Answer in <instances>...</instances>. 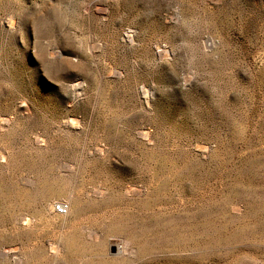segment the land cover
<instances>
[{
    "label": "rangeland",
    "instance_id": "obj_1",
    "mask_svg": "<svg viewBox=\"0 0 264 264\" xmlns=\"http://www.w3.org/2000/svg\"><path fill=\"white\" fill-rule=\"evenodd\" d=\"M94 187L164 239L139 264H264V0H0V264H51L45 201Z\"/></svg>",
    "mask_w": 264,
    "mask_h": 264
},
{
    "label": "bare ground",
    "instance_id": "obj_2",
    "mask_svg": "<svg viewBox=\"0 0 264 264\" xmlns=\"http://www.w3.org/2000/svg\"><path fill=\"white\" fill-rule=\"evenodd\" d=\"M14 25V24H13ZM13 28V27H12ZM135 34V33H134ZM168 52V51H167ZM161 57V56H160ZM122 74V73H121ZM78 84V83H77ZM153 93V92H152ZM146 94V93H145ZM151 94V93H150ZM148 94V95H150ZM148 101V100H147ZM69 105V104H68ZM4 119V118H3ZM2 121H5L3 120ZM70 119V118H69ZM68 119V120H69ZM67 120V119H66ZM70 121V120H69ZM74 125V124H73ZM2 126V125H1ZM4 128V127H3ZM74 129V128H73ZM69 132V131H68ZM67 133V132H66ZM71 133V132H70ZM147 137V136H146ZM96 146V145H95ZM87 150V149H86ZM99 150V149H98ZM41 151V150H40ZM60 151V150H59ZM68 151V150H66ZM101 151V150H100ZM99 151V152H100ZM75 152V151H74ZM80 152V151H79ZM87 152V151H86ZM146 152V151H145ZM150 152V151H148ZM153 152V151H152ZM60 153V152H59ZM63 153V152H62ZM65 153V152H64ZM67 153V152H66ZM65 153V154H66ZM70 153V152H69ZM68 153V154H69ZM147 153V152H146ZM157 153V152H156ZM57 154V153H56ZM77 154V153H76ZM100 154V153H99ZM104 154V153H103ZM74 156V155H73ZM98 156V155H97ZM143 157V156H142ZM88 158V157H87ZM108 159V158H106ZM105 159V160H106ZM92 161V160H90ZM77 162V161H76ZM86 162V161H85ZM88 162V161H87ZM78 163V162H77ZM88 164V163H87ZM86 165V164H85ZM44 166V165H43ZM54 166V165H53ZM83 166V165H82ZM183 166V165H182ZM51 167V166H50ZM181 167V166H180ZM184 167V166H183ZM72 168V167H71ZM187 168V166H186ZM46 169V168H44ZM50 169V168H49ZM63 170V169H62ZM84 170V169H83ZM174 170V169H173ZM37 171V170H36ZM40 171V170H39ZM37 171V172H39ZM44 171V170H43ZM49 171V170H47ZM64 171V170H63ZM71 171V170H69ZM159 171V170H158ZM163 171V170H162ZM185 171V170H184ZM45 172V171H44ZM51 172V170H50ZM28 173V172H27ZM49 173V172H47ZM53 173V171H52ZM51 173V174H52ZM65 173V172H64ZM163 173V172H162ZM178 173V172H177ZM180 173V172H179ZM44 174V173H42ZM50 174V173H49ZM30 175V174H29ZM37 175V174H36ZM59 175V173H58ZM57 175V176H58ZM70 175V174H69ZM82 175V174H81ZM85 175V174H84ZM163 175V174H162ZM55 176V175H54ZM73 176V175H72ZM168 176V175H167ZM35 177V176H34ZM40 177V176H39ZM43 177V176H42ZM53 177V176H52ZM66 177V176H65ZM170 177V176H168ZM167 177V178H168ZM64 178V177H62ZM61 178V179H62ZM84 178V177H83ZM165 178V177H164ZM166 178V179H167ZM35 179V178H34ZM47 179V178H45ZM60 179V180H61ZM73 179V178H72ZM99 179V178H98ZM107 179V178H106ZM109 179V178H108ZM157 179V178H156ZM28 180V179H27ZM31 180V179H30ZM68 180V178H67ZM66 180V182H67ZM93 180V179H92ZM105 180V179H104ZM115 180V179H114ZM113 180V181H114ZM57 181V180H56ZM63 181V180H61ZM153 181V180H152ZM164 181V180H163ZM15 182V181H14ZM48 182V181H47ZM69 182V180H68ZM38 183V182H37ZM94 183V182H93ZM102 183V182H101ZM105 183V181H104ZM107 183V182H106ZM121 183V182H120ZM148 183V182H147ZM165 183V182H164ZM24 184V183H23ZM58 184V183H57ZM67 184V183H66ZM81 184V183H80ZM100 184V183H99ZM141 184V183H140ZM144 184V182H143ZM151 184V183H150ZM30 185V184H28ZM49 185V184H48ZM71 185V183H70ZM82 185V184H81ZM88 185V184H87ZM90 185V184H89ZM93 185V184H91ZM96 185V183H95ZM94 185V186H95ZM98 185V184H97ZM104 185V184H101ZM128 185V184H126ZM130 185V184H129ZM132 185V184H131ZM134 185V184H133ZM161 185V184H160ZM163 185V184H162ZM165 185V184H164ZM168 185V184H167ZM33 186V185H32ZM35 186V185H34ZM39 186V185H38ZM60 186V185H59ZM69 186V185H68ZM114 186V185H113ZM123 186V185H121ZM45 187V185H44ZM51 187V186H50ZM103 187V186H102ZM108 187V186H106ZM130 187V186H129ZM156 187V186H155ZM165 187V186H164ZM168 187V186H166ZM61 188V187H60ZM66 188V186H65ZM93 188V187H92ZM86 194H75L70 192L65 198H54L45 201L43 218L52 227L60 230V234L50 244L49 258L51 264H139L148 257H158L161 247L159 244L164 239L159 238L152 242V238L144 229L131 227L124 220H113L111 216L115 215L114 210L110 213L101 211L106 204H113L114 198L109 197L105 190L97 189ZM119 188V187H118ZM133 188V187H132ZM161 188V187H160ZM15 189V188H14ZM36 189V188H35ZM57 189V188H56ZM70 190V188H68ZM111 188L109 187V190ZM113 189V188H112ZM125 189V188H123ZM144 189V188H143ZM143 189H129L126 187L123 191V203L129 205L140 204ZM167 189V188H166ZM17 190V189H16ZM22 190V189H21ZM20 190V191H21ZM46 190V189H45ZM62 190V189H61ZM76 190V189H75ZM117 190V189H116ZM15 191V190H14ZM24 191V190H23ZM42 191V190H41ZM65 191V190H64ZM84 191V190H83ZM114 191V189H113ZM156 191V190H154ZM162 190H160L161 192ZM165 190H163L164 192ZM19 192V191H18ZM25 192V191H24ZM39 192V191H38ZM67 192V190H66ZM27 193V192H26ZM29 193V192H28ZM121 193V192H120ZM119 193V194H120ZM157 193V192H156ZM11 194V193H10ZM24 197V193H22ZM21 194V195H22ZM38 194V193H37ZM41 194V193H39ZM50 194V192H49ZM160 194V193H159ZM164 194V193H163ZM27 195V194H26ZM29 195V194H28ZM32 195V193H31ZM43 196V194H41ZM56 195V194H55ZM148 195V194H147ZM162 195V194H160ZM168 195V194H167ZM12 196V194H11ZM20 196V195H19ZM36 196V195H35ZM45 196V195H44ZM159 196V195H158ZM164 196V195H163ZM15 197V196H14ZM34 197V196H33ZM39 197V196H37ZM64 197V196H63ZM146 197V196H145ZM156 197V196H155ZM12 198V197H11ZM28 198V197H27ZM31 198V197H30ZM40 198V197H39ZM43 198V197H42ZM153 198V197H152ZM166 198V197H165ZM13 199V198H12ZM20 199V198H19ZM45 199V198H44ZM121 199V198H120ZM168 199V198H167ZM43 200V199H42ZM119 200V199H118ZM121 200V201H122ZM147 200V199H145ZM153 200V199H152ZM27 201V200H26ZM29 201V200H28ZM33 201V199H32ZM37 201V198H36ZM44 202V201H43ZM117 202V201H116ZM153 202V201H152ZM14 203V202H12ZM17 203V202H16ZM24 203V202H22ZM28 203V202H27ZM35 203V202H34ZM148 203V202H147ZM147 203L145 205H147ZM157 203V202H154ZM160 203V202H159ZM19 204V203H18ZM32 204V203H31ZM30 204V205H31ZM122 204V203H121ZM161 204V203H160ZM183 204V203H182ZM25 205V204H24ZM34 205V204H33ZM32 205V206H33ZM59 206L63 212L54 210V206ZM120 205V204H119ZM118 206V205H117ZM126 206V204H125ZM128 206V205H127ZM142 206V205H141ZM151 206V203H150ZM155 206V205H154ZM161 206V205H160ZM167 206V205H166ZM16 207V205H15ZM26 207V206H23ZM116 207V206H115ZM131 207V206H130ZM146 207V206H145ZM168 207V206H167ZM32 208V207H31ZM39 208V207H37ZM132 208V207H131ZM134 208V207H133ZM141 208V207H140ZM144 208V207H143ZM149 208V207H148ZM153 208V207H152ZM169 208V207H168ZM118 209V208H117ZM128 209V208H127ZM144 208L143 210H146ZM198 209V208H197ZM14 210V209H13ZM19 210V209H18ZM31 210V209H29ZM33 210H35L33 208ZM37 210V209H36ZM140 210V209H139ZM150 210V209H149ZM17 211V210H16ZM21 211V210H20ZM129 211V210H128ZM184 211V210H183ZM32 212V211H31ZM41 212V211H40ZM148 212V211H147ZM178 212V211H177ZM176 212V213H177ZM15 213V212H14ZM19 213V211H18ZM25 213V212H24ZM38 213V212H37ZM91 213V214H88ZM13 214V213H12ZM31 214V213H30ZM36 214V213H35ZM40 214V213H39ZM122 214V213H121ZM153 214V212H152ZM199 214V213H198ZM142 215V214H141ZM149 215V214H148ZM151 215V214H150ZM16 216V215H15ZM32 216V214H31ZM121 216V215H120ZM147 216V215H146ZM22 217V216H21ZM33 217V216H32ZM32 217H23L21 227L27 233L34 229V219ZM150 217V216H149ZM13 218V217H12ZM116 218V217H115ZM118 218V216H117ZM126 218V217H125ZM144 218V217H143ZM37 219V218H36ZM144 220V219H143ZM151 220V219H150ZM171 216L161 214L159 211L153 223L157 228H166L171 223ZM130 222V221H129ZM138 222V221H137ZM149 222V221H148ZM144 223V222H143ZM142 223V225H143ZM151 224V223H150ZM172 224V223H171ZM46 225V224H45ZM201 226V225H200ZM20 227V228H21ZM37 227V226H35ZM42 227V226H41ZM126 234L119 237H113V231L119 232L127 228ZM56 230V229H55ZM35 231V230H34ZM164 231V230H163ZM45 232V231H44ZM161 232V231H160ZM202 232V231H201ZM38 233V232H37ZM36 234V233H35ZM112 234V235H110ZM37 235V234H36ZM202 235V234H200ZM32 236V235H31ZM39 236V235H38ZM115 236V235H114ZM40 237V236H39ZM197 237V236H195ZM34 239V238H33ZM50 239V238H49ZM37 240V239H36ZM25 244V243H24ZM49 245V246H50ZM175 245V244H174ZM29 246V245H27ZM184 247V245H183ZM191 247V245H190ZM189 247V248H190ZM43 248V247H42ZM185 248V247H184ZM165 249V248H164ZM31 250V249H30ZM186 250V249H185ZM17 248L13 247V253ZM40 251V250H39ZM34 252V251H32ZM175 252V251H174ZM196 252V251H195ZM169 253V252H168ZM37 254V253H36ZM47 254V253H46ZM173 254V253H172ZM24 256V255H23ZM176 256V255H175ZM32 257V256H31ZM34 257V256H33ZM45 257V256H44ZM25 258V257H24ZM22 259V258H21ZM3 260V259H2ZM27 260V259H26ZM196 260V259H195ZM39 261V260H38ZM41 261V260H40ZM175 261V260H174ZM180 263V262H179ZM47 264V262H46Z\"/></svg>",
    "mask_w": 264,
    "mask_h": 264
},
{
    "label": "built area",
    "instance_id": "obj_3",
    "mask_svg": "<svg viewBox=\"0 0 264 264\" xmlns=\"http://www.w3.org/2000/svg\"><path fill=\"white\" fill-rule=\"evenodd\" d=\"M54 210L57 212H63L61 208H59V206H54Z\"/></svg>",
    "mask_w": 264,
    "mask_h": 264
}]
</instances>
